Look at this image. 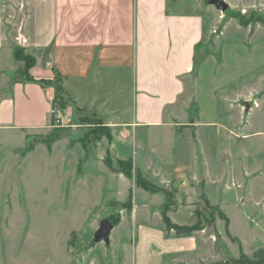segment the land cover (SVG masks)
Instances as JSON below:
<instances>
[{
	"label": "rangeland",
	"instance_id": "rangeland-1",
	"mask_svg": "<svg viewBox=\"0 0 264 264\" xmlns=\"http://www.w3.org/2000/svg\"><path fill=\"white\" fill-rule=\"evenodd\" d=\"M198 1L212 14L178 124L109 125L57 78L46 126L1 131L0 264L264 259V0ZM161 213L205 229L166 236Z\"/></svg>",
	"mask_w": 264,
	"mask_h": 264
},
{
	"label": "crops",
	"instance_id": "crops-1",
	"mask_svg": "<svg viewBox=\"0 0 264 264\" xmlns=\"http://www.w3.org/2000/svg\"><path fill=\"white\" fill-rule=\"evenodd\" d=\"M208 10L198 0H0V133L46 126L57 78L73 107L109 125L178 124ZM17 49L34 59L28 69Z\"/></svg>",
	"mask_w": 264,
	"mask_h": 264
},
{
	"label": "trees",
	"instance_id": "trees-1",
	"mask_svg": "<svg viewBox=\"0 0 264 264\" xmlns=\"http://www.w3.org/2000/svg\"><path fill=\"white\" fill-rule=\"evenodd\" d=\"M199 46L200 44L197 45V49L199 48ZM16 57L18 59H22L25 61L26 69H28L34 64V59L30 56L25 55L22 49H17ZM27 79L30 81L39 83V84L49 83L45 79H36L29 75H27ZM57 101H58L57 99L53 100V103H52L53 106L57 105ZM161 217H162V221L164 224V230H165L166 236H170L171 233H174L176 237H192L196 232L203 231L205 229V225L201 223H196L190 226L177 225L173 221H171V219L165 213H161ZM228 264H264V259L260 258V259L254 260V259H250V258H246L242 256L240 258L232 259V261L229 262Z\"/></svg>",
	"mask_w": 264,
	"mask_h": 264
},
{
	"label": "water",
	"instance_id": "water-1",
	"mask_svg": "<svg viewBox=\"0 0 264 264\" xmlns=\"http://www.w3.org/2000/svg\"><path fill=\"white\" fill-rule=\"evenodd\" d=\"M217 7L220 8L221 10H226L228 5L223 0H221L217 3ZM113 228H114L113 224L110 223L109 221L102 222V227L95 235L96 239L109 240V236Z\"/></svg>",
	"mask_w": 264,
	"mask_h": 264
},
{
	"label": "built area",
	"instance_id": "built-area-1",
	"mask_svg": "<svg viewBox=\"0 0 264 264\" xmlns=\"http://www.w3.org/2000/svg\"><path fill=\"white\" fill-rule=\"evenodd\" d=\"M52 112L55 113V115H59L57 110H52Z\"/></svg>",
	"mask_w": 264,
	"mask_h": 264
}]
</instances>
